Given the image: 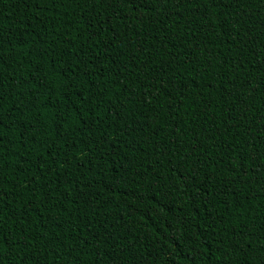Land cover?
Returning a JSON list of instances; mask_svg holds the SVG:
<instances>
[{"label":"trees","instance_id":"obj_1","mask_svg":"<svg viewBox=\"0 0 264 264\" xmlns=\"http://www.w3.org/2000/svg\"><path fill=\"white\" fill-rule=\"evenodd\" d=\"M0 36L12 264H256L264 7L0 0Z\"/></svg>","mask_w":264,"mask_h":264},{"label":"snow or ice","instance_id":"obj_2","mask_svg":"<svg viewBox=\"0 0 264 264\" xmlns=\"http://www.w3.org/2000/svg\"><path fill=\"white\" fill-rule=\"evenodd\" d=\"M33 2L40 3L41 0H33ZM98 2H104V0H98ZM114 2L128 4L134 9L145 7L149 2H152L155 3L158 8L164 9L169 3H174L175 7H180L181 4L189 3L191 0H114ZM203 3L205 6L211 4L216 8H227L232 6L234 10L240 11H244L253 4L264 7V0H203ZM165 15H167V13ZM221 15L223 16V13H221ZM228 15H232V13H229ZM241 19L242 17H240L239 13H237L236 23L239 24ZM2 39L3 37L0 36V41H2ZM0 99H2V96H0ZM4 182L5 181L2 173H0V185H2ZM10 194L12 193L5 190L3 187H0V264H12L9 256H11L15 251L12 247L13 241L11 239V229H9L8 235H5V228L7 225L5 216L8 215L5 213V206H7L9 209L11 208V201L8 199ZM260 239L264 241V237H261ZM25 247H27V245H25ZM248 247L250 248L251 245H248ZM259 252L260 258L257 259L256 264H264V247H261ZM24 264H28V262L24 261ZM37 264H39V261H37Z\"/></svg>","mask_w":264,"mask_h":264}]
</instances>
